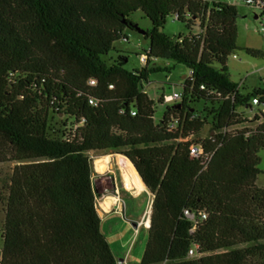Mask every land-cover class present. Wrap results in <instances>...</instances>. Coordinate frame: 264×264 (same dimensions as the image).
<instances>
[{"label": "trees", "instance_id": "trees-1", "mask_svg": "<svg viewBox=\"0 0 264 264\" xmlns=\"http://www.w3.org/2000/svg\"><path fill=\"white\" fill-rule=\"evenodd\" d=\"M253 2L264 18V0ZM137 11L151 24L145 64L127 70L119 55L108 65L102 57L136 31ZM175 14L196 31L164 35ZM237 16L202 0H0V164H14L0 264H118L100 230L89 158L108 152L133 164L152 197L140 264H264V188L255 184L264 116L249 127L237 110L264 88L242 94L227 75ZM153 60L192 72L158 123L142 88ZM205 127L213 134L201 139ZM190 141L202 158L190 157Z\"/></svg>", "mask_w": 264, "mask_h": 264}, {"label": "rangeland", "instance_id": "rangeland-1", "mask_svg": "<svg viewBox=\"0 0 264 264\" xmlns=\"http://www.w3.org/2000/svg\"><path fill=\"white\" fill-rule=\"evenodd\" d=\"M209 4L212 2L225 3L233 5L237 11L235 26L237 31L236 49L227 57L226 71L229 80L235 83L240 93H250L254 89L264 88V35L258 32L260 24H264V18L259 17V11L245 4L244 0H205ZM131 21L137 26V31L126 30L124 38L113 44L112 50L102 57V59L110 65L117 56L127 57L125 68L134 70L141 68L144 63L139 60L140 55H145L149 43L144 39L142 32L151 29L150 21L144 15L137 11L130 16ZM196 29L188 30L184 23L172 22L171 17H168L161 32L169 38L177 37L178 35H187L195 32ZM245 49L254 50L262 53V56H251L245 52ZM235 56V58H233ZM150 67L156 69L148 75L146 82L142 84L143 91L148 97L154 101L155 123H158L167 107H172L174 103L160 104L159 100L173 94H182L184 79L188 75V71L182 65L175 64L166 60H153ZM203 102L196 104L195 109L200 111ZM238 112L244 113V118L250 121L249 127H255L261 121L255 122L252 119L253 111L238 108ZM210 133V127H205L200 136L201 139L207 138ZM196 142V141H195ZM100 156L104 154L91 153L89 158L93 160L92 166L96 172H102L104 166L98 169L97 162ZM259 159L257 169L259 174L256 178V186L264 188V151L257 154ZM99 163V162H98ZM14 164H0V255L2 248V225L4 219V197L6 194L5 188L8 184ZM92 184L95 193V204L98 210V202L104 196V174H92ZM108 187V186H107ZM108 189V188H107ZM109 193V191L107 192ZM128 205L134 207L135 213L141 215L149 207V195L143 194L135 198H125ZM100 219V230L103 236L108 239L111 251L117 258H122L127 255L128 264H140L146 241L148 236L147 229H141L139 234L134 231L131 225H126L125 220L121 217L120 220L114 221L116 232L110 230V224L104 225V218L98 215Z\"/></svg>", "mask_w": 264, "mask_h": 264}, {"label": "crops", "instance_id": "crops-1", "mask_svg": "<svg viewBox=\"0 0 264 264\" xmlns=\"http://www.w3.org/2000/svg\"><path fill=\"white\" fill-rule=\"evenodd\" d=\"M186 78V77H185ZM98 158H104V170L102 172H96L92 166V174H104V196L102 199H109L104 208L98 207V212L102 218H104V225L110 224V230L116 232L115 226H113L114 221L120 220L121 217L125 220V224L131 225L137 234H139L141 229L148 231L147 226L142 224V220L146 215L148 209L143 212L141 215L135 213L134 207L128 205L125 202V198H135L137 196H141L143 194H148V189L145 186L144 181L141 179L133 164L127 160L126 158L115 155L113 153H104V156H100ZM93 162V160H92ZM127 163V164H125ZM129 166V167H128ZM126 173H130V181L129 185L127 184L125 175ZM136 177V178H134ZM136 182V183H135ZM139 182V183H138ZM108 186V187H107ZM108 188V189H107ZM109 191V193H107ZM101 199V200H102ZM100 200V201H101ZM149 222V219L147 220ZM129 227V226H128ZM109 247L110 243L108 239L105 237ZM111 249V248H110ZM112 252V251H111ZM113 256L117 260V262L127 261V255H124L121 259L117 258L116 255L112 252Z\"/></svg>", "mask_w": 264, "mask_h": 264}, {"label": "built area", "instance_id": "built-area-1", "mask_svg": "<svg viewBox=\"0 0 264 264\" xmlns=\"http://www.w3.org/2000/svg\"><path fill=\"white\" fill-rule=\"evenodd\" d=\"M203 2H205V0H202ZM245 4L249 7H253L256 10L259 11L260 14V7L258 4L254 3L253 0H244ZM177 14H175L172 17V22H176L177 21ZM258 32L260 34L264 35V24H260L259 30ZM233 58H235V56H233ZM139 60L141 62H143L145 64V60L146 57L145 55H140L139 56ZM192 74V72H188V77H190ZM93 83V82H92ZM202 89V87H201ZM181 100V94H173L172 96H166L162 98V102L161 104H168V103H178ZM89 103L91 105H95V103L90 100ZM250 106L251 109L250 111H253V117L252 119H254L255 117L261 118V116H264V97H253L250 101ZM178 124V120L175 118H172L168 124V130L169 131H173L176 129ZM189 153H190V157L193 159H200L203 157V148L202 145L199 143H196L195 141H190V146H189ZM208 160V158H206V161ZM151 195H149V207H148V211L146 213V215L144 216V219L142 220V224L145 226H147V228H149V223H150V214H151ZM184 216L189 219L194 226L197 224V221L194 217V215H192L189 211L185 210L184 211ZM149 219V222H147V220ZM201 219L205 220L206 219V215H201ZM197 250V247H193L192 249L189 250L188 252V257L189 258H193L195 257V252ZM118 264H126L125 261H120L118 262Z\"/></svg>", "mask_w": 264, "mask_h": 264}, {"label": "bare ground", "instance_id": "bare-ground-1", "mask_svg": "<svg viewBox=\"0 0 264 264\" xmlns=\"http://www.w3.org/2000/svg\"><path fill=\"white\" fill-rule=\"evenodd\" d=\"M99 162V163H98ZM97 162V167H98V169L99 168H101V166H104V158H100V160ZM125 164H127V163H125ZM128 165V164H127ZM129 167V166H128ZM130 173H126V175H125V178H126V180L125 181H127V184L129 185L130 183H129V181H130ZM134 178H136V177H134ZM132 180V179H131ZM136 183V182H135ZM139 183V182H138ZM109 199H106V200H104V199H102L101 201H99L98 202V207L99 208H104V206H106V203H107V201H108Z\"/></svg>", "mask_w": 264, "mask_h": 264}, {"label": "water", "instance_id": "water-1", "mask_svg": "<svg viewBox=\"0 0 264 264\" xmlns=\"http://www.w3.org/2000/svg\"><path fill=\"white\" fill-rule=\"evenodd\" d=\"M138 29H136V31H137ZM143 34H144V32H142ZM97 214L99 215V212L97 211Z\"/></svg>", "mask_w": 264, "mask_h": 264}]
</instances>
